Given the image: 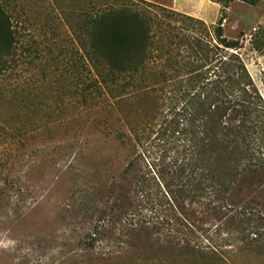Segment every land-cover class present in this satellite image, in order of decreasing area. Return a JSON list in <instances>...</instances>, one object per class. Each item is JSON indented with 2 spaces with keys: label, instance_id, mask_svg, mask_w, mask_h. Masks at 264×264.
I'll list each match as a JSON object with an SVG mask.
<instances>
[{
  "label": "rangeland",
  "instance_id": "obj_1",
  "mask_svg": "<svg viewBox=\"0 0 264 264\" xmlns=\"http://www.w3.org/2000/svg\"><path fill=\"white\" fill-rule=\"evenodd\" d=\"M11 1L18 7L15 15H20L19 50L3 88L20 85L24 93L19 100L35 96L44 104L38 119L45 122L52 116L59 122L24 149L17 130L20 119L30 113L19 100L0 99V240L14 241L0 247V264L151 260L164 246L167 231L135 226L134 216L136 221H149L152 213L131 207L135 194L133 177L126 175L128 166L136 160L133 175L146 178L156 195L155 159L166 142L160 131L170 100L185 86L181 81L187 70L178 69L191 61L186 39L213 42L220 21L224 38L239 43L240 49L230 53L242 60L264 107V0L256 7L235 2L228 8L211 0H138L172 13L162 21L174 35L160 53L162 66L136 89L156 90L146 96L136 95V90L115 92L87 104L78 67L82 53L73 30L78 33L87 0ZM185 17L203 22L208 31ZM155 33L161 37V28ZM220 56L225 59V52ZM161 72L173 82L164 85L157 75ZM58 78L64 81L55 84ZM261 153L264 160V147ZM225 197L226 208L217 214L188 208L186 217L195 216L190 220L196 227L192 243L209 248L226 264H264V171L239 177Z\"/></svg>",
  "mask_w": 264,
  "mask_h": 264
},
{
  "label": "trees",
  "instance_id": "obj_2",
  "mask_svg": "<svg viewBox=\"0 0 264 264\" xmlns=\"http://www.w3.org/2000/svg\"><path fill=\"white\" fill-rule=\"evenodd\" d=\"M211 1L223 4V8L235 2L251 7L262 2ZM17 8L11 0H0V99L5 102H18L24 93L17 84L11 85L9 90L3 88L12 77L19 50L20 15H15ZM165 14L172 13L138 0H87L78 33L73 29L74 40L82 53L78 67L84 75L82 98L85 104L115 92L136 90L139 84H147V74L159 71L164 57L160 53L166 40L174 39L173 32L162 24ZM185 18L206 27L201 21ZM160 28L161 37L155 33ZM205 29L208 31L207 27ZM186 41L191 47V61L178 69L180 72L187 70L181 81L185 86L170 100L169 114L160 131L166 142L155 159L159 163L156 195L151 193L146 178L133 175L136 160L126 171L134 181L135 199L131 207L152 213L149 221L144 217L136 221L134 216L135 226L140 230L152 227L160 233L167 231L160 251L151 260L140 259L134 264H226L209 248L192 243L196 227L190 220L195 216L190 215V220L186 217L189 216L188 208L197 206L214 214L220 213L226 208V194L239 177L247 172L264 171L261 158L264 107L258 101L242 60L237 54L230 53L240 49L239 43L224 38L222 21L214 29L213 42L192 36ZM224 52L225 59L220 56ZM76 68L77 62H74L73 69ZM157 75L164 78V85L173 82L166 73ZM62 81L58 78L55 84ZM153 90L155 92L156 88L150 91L145 86L135 94L146 96ZM34 97L28 101L19 100L22 108L30 113L20 119L17 130L19 144L24 149L59 122L52 116L45 122L38 119L37 113L44 104L35 101ZM131 139L139 141L137 135H131ZM139 158L142 159V155ZM169 216L173 217L170 219ZM97 236L98 232L93 233L91 242H95Z\"/></svg>",
  "mask_w": 264,
  "mask_h": 264
},
{
  "label": "clouds",
  "instance_id": "obj_3",
  "mask_svg": "<svg viewBox=\"0 0 264 264\" xmlns=\"http://www.w3.org/2000/svg\"><path fill=\"white\" fill-rule=\"evenodd\" d=\"M13 243H14V241H11V240H9L7 242L0 240V247H8L9 245H11Z\"/></svg>",
  "mask_w": 264,
  "mask_h": 264
}]
</instances>
